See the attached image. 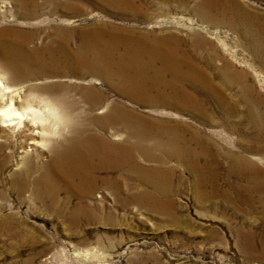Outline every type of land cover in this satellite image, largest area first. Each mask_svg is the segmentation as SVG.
<instances>
[{
	"label": "rangeland",
	"instance_id": "374dc122",
	"mask_svg": "<svg viewBox=\"0 0 264 264\" xmlns=\"http://www.w3.org/2000/svg\"><path fill=\"white\" fill-rule=\"evenodd\" d=\"M5 6L0 27L14 25L2 18L14 14L15 6ZM40 10L36 21L47 33L64 26L164 46L186 40L184 50L199 33L220 54L233 51L234 68L264 97V63L233 17L235 12L253 16V27L264 26V0H59L56 11L49 5ZM103 89L109 100L170 123L194 155L167 158L163 172L151 182L123 170L119 192L99 181L81 199L63 189L57 202L10 190L6 175L13 165L8 163L0 173V264H264V200L244 190L238 194L236 175L229 171L231 154L256 162L264 171V153L247 149L257 143L246 136L244 118L222 120L220 109L206 103L200 91L196 106L176 108L154 107ZM36 153L43 160L48 157L40 148ZM138 161L143 168L151 166ZM82 208L88 209L87 216H72Z\"/></svg>",
	"mask_w": 264,
	"mask_h": 264
},
{
	"label": "bare ground",
	"instance_id": "6f19581e",
	"mask_svg": "<svg viewBox=\"0 0 264 264\" xmlns=\"http://www.w3.org/2000/svg\"><path fill=\"white\" fill-rule=\"evenodd\" d=\"M58 1L0 0L1 12L9 3L15 6L14 14L2 18L14 25L0 27V173L12 163L6 175L10 190L50 202L60 200L63 189L81 199L99 181L119 192L123 170L151 182L167 158L194 155L170 123L109 100L103 86L154 107L196 106L195 93L204 92L202 99L220 109L222 120L244 118L246 136L257 143L247 149L264 153V97L234 68L233 51L220 54L199 33L187 50L181 48L186 40L178 39L164 46L64 26L47 33L36 20L43 5L54 12ZM233 15L264 63V26L253 27L256 17ZM39 148L48 152L46 160L36 153ZM230 157L235 190L263 203L264 171L241 155ZM139 158L151 166L143 168ZM74 212L73 217L89 214L87 208Z\"/></svg>",
	"mask_w": 264,
	"mask_h": 264
}]
</instances>
